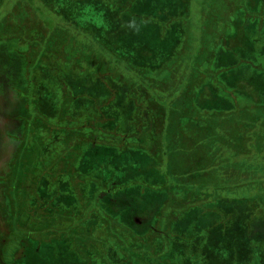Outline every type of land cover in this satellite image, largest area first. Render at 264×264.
<instances>
[{
	"label": "rangeland",
	"instance_id": "obj_1",
	"mask_svg": "<svg viewBox=\"0 0 264 264\" xmlns=\"http://www.w3.org/2000/svg\"><path fill=\"white\" fill-rule=\"evenodd\" d=\"M56 1L51 0L58 5ZM58 1L66 4L65 10L83 28L71 26L61 15V6L54 13L42 0L0 3V175H4V186L11 194L10 213L19 215L8 227L15 230L20 222L38 227L44 240L38 255L41 264H147L148 260L150 264H251L252 247L245 235L238 241L229 238L222 242L224 254L218 256L214 242L192 237L187 220L183 222L188 215L181 220L173 216L182 204L187 206L198 197V193H188L194 188L201 190L200 198L210 199L204 208L220 217L222 224H216L220 232L230 234L240 220H245L249 231L252 221L264 227V111L254 105V97L236 88L239 80L252 76L264 90V41L244 47L243 62L240 57L232 58L226 73L218 61L210 73L207 60L215 47L204 39L208 40L206 27L210 26L206 8L211 3L218 8L230 0H193L191 13L180 17L189 40L177 37L183 43L167 73L171 76L174 69V77L169 80L162 75L159 79L156 74L149 78L146 74L143 78L135 53H123L121 32H106L105 46L88 34V1ZM76 3L86 15L78 12ZM221 8L222 14L229 12L226 6ZM226 17L228 26L234 27L235 17ZM247 31L258 32L259 27L250 23ZM30 37L37 45L27 44ZM9 42H23L26 53L28 46L34 50L29 61L36 59L43 64L38 68L28 62L26 66L23 60L19 67L21 55L7 46ZM50 46L56 53L43 56L44 48ZM105 62L109 67L102 66ZM111 64L115 75L125 80L123 84L133 83L136 90L148 92L138 102L146 123L138 130L134 119L140 117L139 110L135 113L137 105L127 92L112 101L108 94L116 86L113 83L118 85L113 71L108 72ZM92 69L106 78V87L104 82L91 79ZM194 79L201 87L224 81L218 95L227 97L232 108L219 111L215 117L194 111L180 120L178 112H172L165 102L177 98L172 91L177 87L174 81L186 84ZM243 84V91L250 92L252 87ZM208 95L203 97L210 99ZM154 104L161 107L162 125L154 119ZM99 114L113 121L104 125L103 129L110 127L104 138L99 136ZM92 132L107 145L95 146L88 140L75 145V140L92 136ZM13 143L17 155L12 163ZM152 145L153 153L147 149ZM119 158L127 159L123 163L130 166L127 172L119 169ZM137 159L140 170L133 172L132 160ZM11 163L14 170L19 168L23 173L17 176L14 171L8 176L6 167ZM150 165L156 172L152 173ZM108 181L115 187L113 194L107 191ZM169 193L174 204L164 202ZM109 195L115 198L110 204L106 199ZM102 203L113 209L98 211ZM127 205L131 206V216L124 210ZM222 207L228 212H222ZM31 216L40 219L39 224L31 222ZM185 227L190 233L184 242L179 232ZM19 233L10 236L11 242H17ZM182 245L186 247L185 259H175L174 252ZM259 254L258 264H264L263 248Z\"/></svg>",
	"mask_w": 264,
	"mask_h": 264
},
{
	"label": "trees",
	"instance_id": "obj_2",
	"mask_svg": "<svg viewBox=\"0 0 264 264\" xmlns=\"http://www.w3.org/2000/svg\"><path fill=\"white\" fill-rule=\"evenodd\" d=\"M3 0H0V3ZM44 2V6L50 8L54 13H57V7L61 6V15L64 17V19L73 25L75 28L79 29L82 25L78 20H74L72 17H70L69 13L65 10L66 4H59L55 5L51 2V0H42ZM79 4H83L88 1V34H93L92 37L94 40L100 44V46H105L106 42L104 41L105 36L108 34L116 35L118 33H122L123 35V43L121 44V48H123L124 55L128 56L132 52L135 53V57L138 58L139 61V67L140 73L142 74V77L146 78V74L149 75V78H153L154 75L158 76L159 79L162 75H167L166 79L172 80L174 77V69L173 73L170 76L168 73L169 68L172 65H175L174 62H171L172 58L175 55L176 50L180 48L182 45L184 39L189 40V38H185L184 30L182 26L184 25V22L182 23V20L180 17H186L188 14L191 13V5L193 0H76ZM223 2V0H221ZM108 3H111L108 4ZM228 3L225 1V4ZM230 4H224L222 3L220 7L214 8L213 5H208L206 8V12L209 15L208 18V24L209 27H206L208 29V34L206 35L208 40L204 37L205 41H210L213 47H215L214 51L210 55V58L207 60V68H212L215 61H218L225 71V73L228 71V69H225L227 67H232L231 61L232 58H242V54H244L243 49L244 47L250 45L252 46L255 41L260 40L261 42L264 41V36H261V33L264 31V0H230ZM77 4V3H76ZM222 7H225L229 9V12H226L225 14H222ZM208 9H210L208 11ZM77 10L83 11L82 15H86L85 9H79L77 4ZM59 12V11H58ZM87 12V11H86ZM60 14V12H59ZM235 17V26L230 27L228 26V22H225L227 19L226 16ZM108 19L107 21V18ZM86 20V19H84ZM108 22L109 28H106ZM250 23H254L255 26L259 27V31H254L252 33L248 32V26ZM244 24L245 27L242 25ZM81 26V27H80ZM219 26H222L221 28L224 30H220L221 28ZM119 27V28H117ZM83 28V27H82ZM216 30H219L216 32ZM231 30H233L231 32ZM246 30V31H245ZM107 32V33H106ZM234 34V35H233ZM178 36H181V41ZM11 41H15V38H10ZM8 39V40H10ZM191 39V38H190ZM28 40V39H27ZM33 42V38L30 37V40L27 42V44H31ZM34 45H37V41L33 42ZM205 44L206 47L209 46V44ZM52 45V44H51ZM55 44H53L54 46ZM12 46L13 50L21 55L20 59L21 62H19V67H22L24 65V61L26 66L33 65V67H38L43 64L42 57L37 58L40 59V63L38 64L35 60H31L32 53L34 50L29 49V46L27 47L26 53L23 50V42L16 43L13 45L11 42L7 45ZM50 46L46 50L44 48L45 54L44 55H52L55 54L56 50L53 49L55 47ZM30 47H32L30 45ZM47 50H49L48 53ZM262 50V47H261ZM264 53V48L262 50ZM60 56V55H59ZM23 58V59H22ZM24 60V61H23ZM28 60V61H27ZM52 63L49 64V68L51 67ZM43 66V65H42ZM102 66H107V62L104 64L102 63ZM134 67V64L132 65ZM132 67V68H133ZM175 68V67H174ZM134 69V68H133ZM114 70L116 68L113 64L110 65V69L108 72L113 71L114 77L116 76V79H118V85L113 83L114 87L108 91L109 96H111V101L113 98H117L120 94L124 96V94L127 92L128 98L132 99V101L135 103V106L137 105V108L134 109L135 113L139 114V118L137 117L135 120L136 127H138L136 130L139 129V127H144L146 125L145 121L143 120L144 114L140 113V109H138V102L141 100V96L144 94L148 95V92L146 90H136L135 84H128L125 85L123 77L120 75H115ZM210 73H213V70L211 69ZM223 72V74H225ZM263 73V72H262ZM198 76V75H197ZM212 77V76H211ZM223 77V76H222ZM224 78V77H223ZM91 79L94 80H100L104 82L105 87L108 85L105 81L106 78H102L99 75V72L95 69H92V77ZM226 79V77L224 78ZM93 82H96L94 81ZM111 81H114V79H111ZM167 80V81H169ZM259 81V80H258ZM258 81L255 77H249L245 80H239L236 88L238 91L250 95L251 97H254V105L258 106V108L263 109L264 111V90L261 88V86L258 85ZM223 82V83H222ZM246 83L250 85L251 91H243L244 84ZM174 84L177 85V87L173 88L172 91H176V99L170 100L167 98L165 102V106L168 108H171L172 112H178V115L180 116V120L185 118V116L190 117L191 114L194 111L200 112L206 116H212L215 117L219 111L223 109H231L230 101L227 97L222 98L220 95H218L219 90L224 86V81L218 82L215 81L213 83H210V85H206L201 87V85H197L196 80L192 81L191 83L181 82V84L178 81H174ZM112 85V84H110ZM125 85V86H124ZM221 87V88H220ZM263 87V86H262ZM264 88V87H263ZM112 89L114 91H112ZM15 91V89H14ZM145 91V93H144ZM183 91V92H182ZM182 92L180 95L179 93ZM209 93L210 99H205L203 97L204 94ZM179 95V97H178ZM179 98V99H178ZM39 101V105H41ZM109 102V101H107ZM24 104H26L23 101ZM176 106V107H175ZM195 106V107H194ZM228 107V108H227ZM154 119L156 122H158L160 125H162L164 121V115L161 114L160 111L161 107L157 104H154ZM203 116H200L203 117ZM98 119V127L100 126L99 136L107 134L110 128H104V125H112L113 121L112 119L104 118L101 114H99ZM161 117V119H160ZM96 120V118H94ZM93 120V121H94ZM163 120V121H162ZM92 121V122H93ZM91 121H88V123H92ZM117 128V127H116ZM199 130V129H198ZM139 132V131H138ZM199 132H201L199 130ZM86 140L93 142L95 146H104L107 144H104V139L100 140L95 133L92 132V136L89 137H79L77 140H75V145H78L82 142H86ZM93 145V146H94ZM109 145V144H108ZM119 148H122L121 144L118 145ZM16 144L13 143L12 148V163L16 158V150H15ZM148 147V146H147ZM147 149H149L152 153L154 152V146H150ZM121 154H124L123 150L121 151ZM125 155V154H124ZM119 157V156H118ZM120 159V160H119ZM118 160L122 163L119 167V169L124 170L127 172V169L130 166H126L125 163L127 161L126 158H119ZM133 166L132 170L133 172H136L140 170L137 167V163L140 162L139 159L132 160ZM8 165L6 168L8 170V176L12 175V172L15 171L17 176L21 175L23 172L19 168L13 169V164ZM148 167V165L145 166V168ZM150 168H152V173L156 170L155 167H152L150 165ZM130 170V169H129ZM143 171H147L146 169H142ZM156 172V171H155ZM149 173V172H148ZM134 176H136L135 173H131ZM0 192H2V196L0 195V264H41L39 262L38 255L42 252V246L43 241L40 236V232L38 227H30L29 225H24L22 222H20L21 226L16 228L15 230L10 226L9 223H11L12 219L18 218V214L15 213V217L13 216V213H10V206L11 203L9 202L10 199V191L8 190L7 186H4L7 182L4 179V175H0ZM107 184V182H105ZM111 181H108V192L109 194H113V186H111ZM200 186V185H199ZM204 185H201V188H203ZM106 191V190H105ZM199 191V192H196ZM200 191L201 190H195L192 188L191 191L188 193H198L197 196L193 198L190 203H187L181 205L180 211L178 210L176 213L177 216L174 215V218H177L178 220H181L182 217L185 215H188V219H184L183 222L187 220L188 222V228L192 230L191 235L194 237L195 241H198L199 239L203 240L205 243L207 242H214L215 251L218 253V256L224 254L223 246H221L222 242L224 243L225 240L238 241L239 237H242L245 235V238L248 240V243L251 244V254L252 256V262L251 264H258V260L260 258L259 250L262 248L264 249V227L259 226V222L252 221V227L251 230H247V228L244 226V221L237 222L236 229L234 228L232 232L225 233L220 232L218 228H216V224L220 223L222 224L219 219L220 217L216 215V213H210L211 210H206L204 208L205 203H209L210 199L206 198H200ZM115 192V191H114ZM190 196V195H189ZM114 197L109 195L106 199L109 201V204L115 199ZM117 198V197H116ZM188 199V198H187ZM175 203V200L172 198V193H169L168 198L165 199L164 202H170ZM184 201V200H183ZM182 201V202H183ZM189 202V201H187ZM108 204V206L104 205V203L99 204L101 206L98 211L103 210L106 212L107 209H113ZM105 208V209H102ZM126 209L125 212L130 215V208L131 206L124 207ZM122 210V208H120ZM216 210L215 208L213 209ZM96 211L95 213H98ZM222 212L227 213L228 209L223 208L221 209ZM134 214V213H133ZM132 214V215H133ZM213 214V215H212ZM224 215V214H223ZM131 216V215H130ZM30 217V216H29ZM32 217V216H31ZM31 222L39 224L38 220L40 219H33L30 218ZM247 221V219H246ZM181 222V223H183ZM32 223V224H33ZM147 225V224H146ZM187 227L180 229L179 234L182 235L183 241L185 240V235L187 233H190ZM15 232V236L17 232H20L17 238V242L13 243L11 242V239L14 237L12 234ZM10 236H13L10 239ZM198 238V239H196ZM193 239V240H194ZM42 242V243H41ZM185 242V241H184ZM36 244V246H35ZM218 244V245H217ZM11 245H14L13 248H11ZM185 246H178V252H174L173 257L175 259L182 257L185 259ZM171 255V254H170ZM172 258V257H170ZM190 260L187 258V261ZM144 264L141 262H137V264ZM147 264H150L149 260L146 262ZM125 264H131L129 262H125Z\"/></svg>",
	"mask_w": 264,
	"mask_h": 264
}]
</instances>
